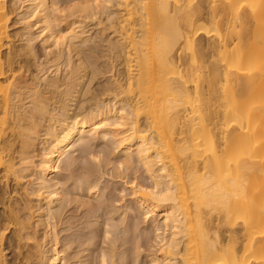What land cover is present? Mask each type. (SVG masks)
I'll return each mask as SVG.
<instances>
[{
    "label": "bare ground",
    "instance_id": "6f19581e",
    "mask_svg": "<svg viewBox=\"0 0 264 264\" xmlns=\"http://www.w3.org/2000/svg\"><path fill=\"white\" fill-rule=\"evenodd\" d=\"M263 41L264 0H0V264H66L56 173L87 136L150 179L133 189L156 226L149 264H264ZM103 74L97 97L86 78ZM30 171L37 204L9 188Z\"/></svg>",
    "mask_w": 264,
    "mask_h": 264
},
{
    "label": "rangeland",
    "instance_id": "374dc122",
    "mask_svg": "<svg viewBox=\"0 0 264 264\" xmlns=\"http://www.w3.org/2000/svg\"><path fill=\"white\" fill-rule=\"evenodd\" d=\"M91 20L88 19L90 24L88 21L87 22L90 26L88 27L87 25V28H90L89 30L94 36L100 31L98 26L100 21L98 22V18L95 20V22H92L93 20ZM104 21L102 22L103 24L100 23V26L101 24H107V21ZM92 26L93 30H91ZM18 27H20V25L15 24L11 29L14 31L18 29ZM95 30H98V32H96ZM108 32H110L109 29ZM102 36L106 37V41H108V38L111 35L108 36L105 33V35ZM102 36L101 38L97 36L98 38L96 37V39L102 42L103 40H105V38L103 39ZM96 39L94 38V42L96 41ZM106 41H103L104 43L102 42L100 44L102 49H100V46H98V43L100 42H95V44H98L96 45L97 47L93 45L94 42L90 43L89 46L93 47H91L92 49H89L88 46L87 48L89 49V51H87L90 52L93 50L91 54V57L93 56V58L90 59L97 60L96 63L98 64V66H101L100 68L106 67V69H109L111 67L109 62H114L112 61L113 59L110 56L107 58H102L103 55L105 56L107 52L102 54V57L100 56V52H103L106 49L104 47L108 45V42L106 43ZM38 44L40 43L38 42ZM103 44L106 45L102 46ZM37 47H39L38 51L40 52V54L45 52L41 44ZM83 48H86V46H84ZM99 49L100 52L98 51ZM84 50L85 49H83V51ZM94 53H96L95 56ZM43 54V57H45V53ZM98 56L100 57L97 59L96 57ZM76 58L77 56H74L75 60L73 59V61L77 63L78 60H76ZM93 60L91 61L93 62ZM98 61H100V63H98ZM101 61L103 62V66L100 65L102 63ZM104 62L107 66H104ZM102 70L103 69H101V71ZM80 71V74L84 72L83 70ZM75 76H77V74H75ZM106 77L108 78V76H104L103 74L101 75V77L97 75V79L94 78L93 80H91L90 78H86V85H91L90 87L92 88V91L91 88L90 91L95 92L96 94L99 93L97 97H101L100 92L104 91L103 88L106 89L105 85H110V82L106 80ZM112 78L113 77H109V80H111ZM88 80L95 81L91 84H88ZM102 82L104 84H108L104 85ZM99 84L103 85V87ZM95 93H93V95H90L89 93H87L89 94L87 95L85 93L87 97L83 93V96H85V98H88L89 100L90 96L96 97L94 96L96 95ZM103 95L104 94H102V97ZM91 100L92 99L90 98L89 101ZM85 139V142H87V144L82 143L83 146L81 144H78V147H82L78 148L76 146V148L65 154L63 159H61L58 172L56 173L57 178L60 180L59 186L62 190L60 199L55 200L51 207V214L54 217V220L52 219V221H54L53 227H55L56 229L54 230L58 239L57 248L59 250L62 249V252H66L64 253V255H62L66 260V264H98L100 262L102 252H105L107 253V255H109V264H149V258L154 255V251H156L158 247L156 245V226L155 223H152L154 219H146V217H144L145 211H143L138 203H136L137 201H135L136 197L135 195H133L135 194L133 189L136 190L135 186L137 185V183L146 184L148 182L149 184L150 179L148 178L147 174L144 172L143 167L140 166L136 158L127 161L126 154L119 149L116 148V150L114 148L116 146L113 143L112 138L108 140L106 139L104 141V139L101 140L99 138H96L97 140H95V138L87 136V138ZM88 140H90L91 143ZM92 152L95 154L97 153L96 155H99L97 161L92 157ZM95 154L94 156L96 157ZM28 173L26 174L27 176L25 175L27 178H23L25 180L22 179L23 182L21 181L20 184L11 183L12 185H10L9 188L10 190L15 188L18 189H15L14 193L16 195L18 193L16 198L20 202L21 200L23 203L25 202L24 195L28 193L29 198L37 204V199L34 196L36 194L30 195L29 193H34V190L39 187L37 185L39 183V180H36L37 176L33 174L35 172L30 171ZM91 182L98 184L97 186L99 187H97L99 191L94 195H91L87 191V186ZM47 183H49L48 185H52L54 181L50 180ZM19 192H21L22 194ZM14 198L15 195L13 194V197L11 199L13 200ZM25 198L27 200V196H25ZM33 202L32 204H34ZM35 208L37 209V206H35ZM44 230L45 229H40V235H42V232H44V236ZM100 230H103L102 233ZM104 230H109L110 234L105 235ZM109 232H107L106 234H108ZM8 244L9 243L6 242V247L10 248ZM139 245L140 248H138ZM11 248L9 249V252L13 254L14 252H11ZM151 253L152 255H150Z\"/></svg>",
    "mask_w": 264,
    "mask_h": 264
}]
</instances>
